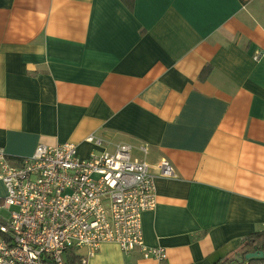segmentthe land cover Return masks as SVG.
I'll return each mask as SVG.
<instances>
[{"label":"crops","instance_id":"1","mask_svg":"<svg viewBox=\"0 0 264 264\" xmlns=\"http://www.w3.org/2000/svg\"><path fill=\"white\" fill-rule=\"evenodd\" d=\"M65 143L151 166L144 243L168 264L235 254L264 232V0H0V148ZM87 264L154 261L105 243Z\"/></svg>","mask_w":264,"mask_h":264},{"label":"built area","instance_id":"2","mask_svg":"<svg viewBox=\"0 0 264 264\" xmlns=\"http://www.w3.org/2000/svg\"><path fill=\"white\" fill-rule=\"evenodd\" d=\"M85 141L104 144L93 135ZM132 150L117 144L82 159L76 144H40L14 166L0 148V264H66L81 249L88 250L81 258L87 264L105 243L168 264L164 247L144 243L142 217L157 208L156 177ZM170 163L158 164L157 177L177 176Z\"/></svg>","mask_w":264,"mask_h":264},{"label":"trees","instance_id":"3","mask_svg":"<svg viewBox=\"0 0 264 264\" xmlns=\"http://www.w3.org/2000/svg\"><path fill=\"white\" fill-rule=\"evenodd\" d=\"M256 252H263L264 253V232H258L255 234L250 235L249 237L243 239V242L238 249V251L219 261L217 264H264V257L246 260V256ZM72 251L69 255L68 263L67 264H79L80 259L77 255L73 254Z\"/></svg>","mask_w":264,"mask_h":264},{"label":"water","instance_id":"4","mask_svg":"<svg viewBox=\"0 0 264 264\" xmlns=\"http://www.w3.org/2000/svg\"><path fill=\"white\" fill-rule=\"evenodd\" d=\"M264 257V253L263 252H256V253H252L246 256V260H252V259H257V258H262Z\"/></svg>","mask_w":264,"mask_h":264},{"label":"rangeland","instance_id":"5","mask_svg":"<svg viewBox=\"0 0 264 264\" xmlns=\"http://www.w3.org/2000/svg\"><path fill=\"white\" fill-rule=\"evenodd\" d=\"M0 195L1 196H4V190L3 189H0ZM81 253H85L86 249H81L79 250ZM71 253V252H70ZM67 262V261H66Z\"/></svg>","mask_w":264,"mask_h":264}]
</instances>
